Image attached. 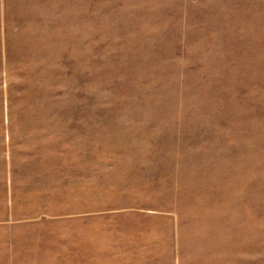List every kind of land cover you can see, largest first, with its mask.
<instances>
[{"label":"rangeland","instance_id":"374dc122","mask_svg":"<svg viewBox=\"0 0 264 264\" xmlns=\"http://www.w3.org/2000/svg\"><path fill=\"white\" fill-rule=\"evenodd\" d=\"M4 186L0 264H264V0H0Z\"/></svg>","mask_w":264,"mask_h":264},{"label":"crops","instance_id":"0c3cea01","mask_svg":"<svg viewBox=\"0 0 264 264\" xmlns=\"http://www.w3.org/2000/svg\"><path fill=\"white\" fill-rule=\"evenodd\" d=\"M43 155L38 154L37 151H35V154L30 155V156L34 157V158H28L27 159L29 162H31V165H34L33 167H31V169L37 168L39 166L38 165L39 162H45V161L48 162L49 157L45 158V156H43ZM49 161L52 162L51 160H49ZM11 166H12V163H11ZM29 169H30V167H29ZM51 169L52 168H50V172H51ZM10 170H12V172H13V167H11ZM27 201H29V200L26 199L25 193L22 194V198H21V193L19 191H17L16 188H14V187H11V186L5 187L4 186L2 188V190L0 189V203L4 204L5 210L8 213H10L11 215L13 214V212L15 210H17L20 203H22V202L26 203Z\"/></svg>","mask_w":264,"mask_h":264}]
</instances>
